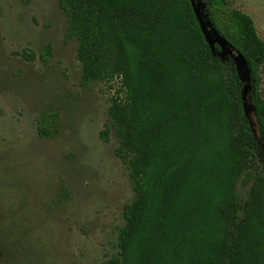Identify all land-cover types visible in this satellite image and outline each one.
<instances>
[{
	"label": "trees",
	"instance_id": "obj_1",
	"mask_svg": "<svg viewBox=\"0 0 264 264\" xmlns=\"http://www.w3.org/2000/svg\"><path fill=\"white\" fill-rule=\"evenodd\" d=\"M67 39H76L82 84L118 81L101 133L119 140L133 201L117 250L103 264H264V40L231 0H205V13L251 70L254 133L231 58L206 41L191 0H63ZM52 46L22 54L47 62ZM52 114L38 133L56 134ZM249 158L260 182L237 222L235 177Z\"/></svg>",
	"mask_w": 264,
	"mask_h": 264
},
{
	"label": "rangeland",
	"instance_id": "obj_2",
	"mask_svg": "<svg viewBox=\"0 0 264 264\" xmlns=\"http://www.w3.org/2000/svg\"><path fill=\"white\" fill-rule=\"evenodd\" d=\"M62 1L0 0V264H103L134 199L118 138L101 137L120 84H82ZM230 8L249 14L264 40V0ZM47 45V62L22 56ZM261 76L264 97V68ZM46 113L56 120L51 138L38 133ZM234 180L239 222L261 180L258 162L249 158Z\"/></svg>",
	"mask_w": 264,
	"mask_h": 264
},
{
	"label": "water",
	"instance_id": "obj_3",
	"mask_svg": "<svg viewBox=\"0 0 264 264\" xmlns=\"http://www.w3.org/2000/svg\"><path fill=\"white\" fill-rule=\"evenodd\" d=\"M193 10L200 23L202 32L206 38L207 43L213 51L216 50V46L220 47V51L217 52L219 58L225 62L228 58H231L235 64L240 81L243 83L242 88V101L245 114L250 120L254 133L257 134L256 128V109L252 103L250 93L252 90V76L251 70L245 57L238 51H236L232 45H230L226 39L221 37L216 29L209 21L208 15L205 13L206 3L204 0H191Z\"/></svg>",
	"mask_w": 264,
	"mask_h": 264
}]
</instances>
